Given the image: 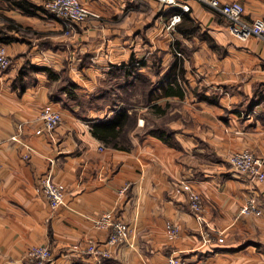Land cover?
<instances>
[{
  "label": "crops",
  "instance_id": "crops-1",
  "mask_svg": "<svg viewBox=\"0 0 264 264\" xmlns=\"http://www.w3.org/2000/svg\"><path fill=\"white\" fill-rule=\"evenodd\" d=\"M80 1L102 19L73 24L69 33L48 11L26 14L11 4L3 11V24L15 28L0 42L10 58L0 75V264H32V245L51 249L43 264H167L172 253L187 264H264V181L253 183L227 160L242 149L264 156V42L237 39L222 15L194 0L172 29L177 6L167 7L162 22L160 3L149 0L141 19L161 17L152 25L134 14L112 19L134 0ZM237 1L246 20H264V0ZM48 105L62 122L37 133ZM123 107L128 127L116 146L103 126ZM47 174L65 186V204L56 209L37 190ZM184 179L204 200L205 245L178 190ZM252 193L262 213L238 215ZM105 212L127 224L125 243H106L109 229L95 224ZM169 223L179 228L175 238ZM90 239L110 256L73 250Z\"/></svg>",
  "mask_w": 264,
  "mask_h": 264
},
{
  "label": "built area",
  "instance_id": "built-area-1",
  "mask_svg": "<svg viewBox=\"0 0 264 264\" xmlns=\"http://www.w3.org/2000/svg\"><path fill=\"white\" fill-rule=\"evenodd\" d=\"M167 7H179L180 11L175 12L169 19L168 28H174L181 20L182 14L190 9L189 2L192 0H155ZM210 7L216 13L222 15L227 21L229 32L241 41H246L255 37L264 42V20L256 18L246 20L244 18V6L240 1H222V0H194ZM44 6L49 12L60 21L65 30L69 33L73 24L88 21L89 19L100 20L101 14L91 9L88 5L80 0H47ZM10 66V58L6 47L0 43V75L3 74ZM38 120L41 123L37 133H52L62 122V113L60 110L51 106H45L38 114ZM231 167L248 177L253 183L264 181V156L242 149L233 151L227 156ZM129 183H125L121 192L127 190ZM48 200L49 206L56 209L65 204V186L64 184L54 181L50 174L43 176L37 187ZM178 190L186 194L189 207L193 213L199 228L202 244L211 241V232L206 209L202 196L192 186L191 181L184 179L178 183ZM262 213L257 200V195L252 193L240 205L238 215H260ZM98 228L109 229V235L106 243L110 246L125 243L129 238V228L126 223L115 219L111 212L103 213L96 221ZM166 232L170 238L177 237L179 233L178 226L169 223L166 225ZM73 250L78 255H96L106 258L110 256L107 247H102L93 239L88 240L84 245H75ZM52 251L45 245H32L27 253L26 259L32 264H43L50 260ZM167 264H187L185 258L178 254L172 253L167 258Z\"/></svg>",
  "mask_w": 264,
  "mask_h": 264
},
{
  "label": "trees",
  "instance_id": "trees-1",
  "mask_svg": "<svg viewBox=\"0 0 264 264\" xmlns=\"http://www.w3.org/2000/svg\"><path fill=\"white\" fill-rule=\"evenodd\" d=\"M9 2V4L14 5L15 7L19 8L22 12L26 14H35L37 10H42V11H48L49 10L44 6V5H38L37 3L33 2L32 0H6ZM50 13V12H49ZM51 14V13H50ZM52 15V14H51ZM11 21V20H10ZM13 22V21H11ZM12 28H15L14 22L13 24H5L3 27H0V42L4 41H9L11 40V37L9 36L8 32L11 31ZM172 87H169L167 90L168 94H174L175 91L172 90ZM180 94V93H179ZM200 98H208L206 95L203 94V92L199 93ZM209 101L211 102H216V99L209 98ZM128 121H129V114L127 111L126 107H123L119 109L116 113L112 115L110 118L109 122L105 124L106 122H99L97 124L98 126H103L105 124L104 129L98 128L96 125H93V133L99 134L103 136L101 133L97 131L98 130H103L105 138L107 137V142H113L116 146H123V142L125 141V138L123 136L120 137V142L116 143L114 140L116 139L115 136L119 135L122 133V130L126 127H128ZM118 126V130L113 132L112 129L113 127ZM120 143V145H119Z\"/></svg>",
  "mask_w": 264,
  "mask_h": 264
},
{
  "label": "rangeland",
  "instance_id": "rangeland-1",
  "mask_svg": "<svg viewBox=\"0 0 264 264\" xmlns=\"http://www.w3.org/2000/svg\"><path fill=\"white\" fill-rule=\"evenodd\" d=\"M148 1L149 0H134L131 2H125L124 3L125 5L123 6L122 12H119L116 15H114L112 19L123 20V19H126L128 14H134L137 21L138 20L142 21V20L146 19V21L151 22V24L154 25V22L159 21L158 19L161 18V17H158L154 13L148 14L143 19H141L142 18L141 15L144 14V12H149L148 9L150 7L148 8V6L153 5V3H150ZM6 7H9V2H7L6 0H0V27H3V25L6 24L5 22L3 24V17L5 15L3 13V11L5 10ZM156 9H157V11H162V19L160 21L163 22V19L168 14V11L166 10V9H168L167 6H164L162 4H157ZM141 23L143 24V22H141ZM173 33L174 32L169 33L168 44H169V50L171 52L176 53L177 51H179L180 45L177 44L176 36ZM171 117L173 118V116H169V115L167 116V118H171Z\"/></svg>",
  "mask_w": 264,
  "mask_h": 264
}]
</instances>
